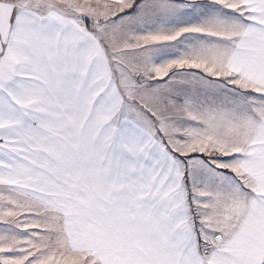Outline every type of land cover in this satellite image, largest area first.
I'll return each mask as SVG.
<instances>
[{"label":"snow or ice","instance_id":"snow-or-ice-1","mask_svg":"<svg viewBox=\"0 0 264 264\" xmlns=\"http://www.w3.org/2000/svg\"><path fill=\"white\" fill-rule=\"evenodd\" d=\"M0 264H264V0H0Z\"/></svg>","mask_w":264,"mask_h":264}]
</instances>
